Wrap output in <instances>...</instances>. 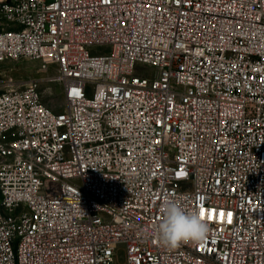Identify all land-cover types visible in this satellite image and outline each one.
Returning <instances> with one entry per match:
<instances>
[{"label": "built area", "instance_id": "obj_1", "mask_svg": "<svg viewBox=\"0 0 264 264\" xmlns=\"http://www.w3.org/2000/svg\"><path fill=\"white\" fill-rule=\"evenodd\" d=\"M20 60L47 76L0 91V264H264V0H0ZM169 199L205 241L159 243Z\"/></svg>", "mask_w": 264, "mask_h": 264}, {"label": "clouds", "instance_id": "obj_2", "mask_svg": "<svg viewBox=\"0 0 264 264\" xmlns=\"http://www.w3.org/2000/svg\"><path fill=\"white\" fill-rule=\"evenodd\" d=\"M162 219L158 224L157 239L167 248L182 243H199L206 240L210 225L197 210H186L176 200H165L162 205Z\"/></svg>", "mask_w": 264, "mask_h": 264}, {"label": "rangeland", "instance_id": "obj_3", "mask_svg": "<svg viewBox=\"0 0 264 264\" xmlns=\"http://www.w3.org/2000/svg\"><path fill=\"white\" fill-rule=\"evenodd\" d=\"M47 75L42 73L39 64L31 60H20L18 62L8 61L0 64V91L7 85L24 86L34 80H41ZM40 91L43 103L51 106L55 111L65 109V102L58 85L42 83Z\"/></svg>", "mask_w": 264, "mask_h": 264}, {"label": "snow or ice", "instance_id": "obj_4", "mask_svg": "<svg viewBox=\"0 0 264 264\" xmlns=\"http://www.w3.org/2000/svg\"><path fill=\"white\" fill-rule=\"evenodd\" d=\"M201 216H203V212H201Z\"/></svg>", "mask_w": 264, "mask_h": 264}]
</instances>
